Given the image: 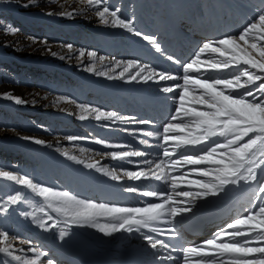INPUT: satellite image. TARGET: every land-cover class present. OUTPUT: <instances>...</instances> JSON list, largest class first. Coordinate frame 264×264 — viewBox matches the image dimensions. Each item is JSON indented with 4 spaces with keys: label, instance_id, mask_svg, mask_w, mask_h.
Instances as JSON below:
<instances>
[{
    "label": "snow or ice",
    "instance_id": "obj_1",
    "mask_svg": "<svg viewBox=\"0 0 264 264\" xmlns=\"http://www.w3.org/2000/svg\"><path fill=\"white\" fill-rule=\"evenodd\" d=\"M82 2L85 8L62 11L59 15L71 17L94 8L102 24L132 32L151 44L157 52H163L157 38L137 31L133 20L122 17L119 8H110L105 0ZM7 31L14 33L16 30L10 27ZM67 47L71 49L72 45ZM79 55L93 60L87 71L109 79L144 83L182 81L160 89L163 93H176L174 112L162 131L125 129L130 135L147 136L158 141L156 145H151L148 139H140L139 143L162 148L159 154L149 159L151 154L144 151L118 150L126 145L106 143L99 138L94 141L112 149L102 155L134 164L138 170L106 169L93 157L85 159L70 155L67 151L62 153L66 158L101 172L114 181H156L166 188L163 191L142 190L138 186H130L125 191L157 202H146L143 206H121L46 186L27 174L0 170V179L17 183L43 201L39 207L34 206L33 210L21 215L31 218L42 230L59 229L61 239L68 236L74 227H90L108 237L149 229L157 235L142 233L143 240L152 249H163L169 253L157 257L161 264L165 261L175 264L176 260L180 264H264V179L260 178V174L264 173V12L243 27L238 35L205 41L185 63L181 64L173 56H168L169 61L181 65L180 74L158 71L139 60L112 58L111 70L115 75H111L106 71H97L95 67V61L103 62L104 56L96 51H81ZM117 69L120 71L117 72ZM223 72L228 73L227 77L210 75ZM5 96L18 104L25 103L20 97ZM78 107L89 116L94 115L97 121H129L138 125L153 123L91 105L80 104ZM89 116L81 115L80 119L85 120ZM23 139L40 145L46 143L43 139L28 136ZM82 139L67 137L72 143ZM241 184L256 185L254 199L243 214L218 227L211 238L199 243L179 249L170 243L180 238L176 228L178 220L193 215L201 203L226 197ZM23 200L20 192L9 195L0 201V213H6L10 206L18 205ZM157 224L168 227H155ZM164 236L168 239L158 238ZM21 243L28 245L30 256L17 255V251L25 252V249H16L9 233L0 230V254L18 264H43L44 260L46 264H56L54 259L48 258L46 250H41L32 241L24 240ZM172 252H179V255L174 257ZM0 264H10V261H0Z\"/></svg>",
    "mask_w": 264,
    "mask_h": 264
},
{
    "label": "rangeland",
    "instance_id": "obj_2",
    "mask_svg": "<svg viewBox=\"0 0 264 264\" xmlns=\"http://www.w3.org/2000/svg\"><path fill=\"white\" fill-rule=\"evenodd\" d=\"M130 1H133L131 5L134 8V4L140 1L142 5L146 0H124L123 9L127 11L126 14L130 8ZM202 1L200 0V2ZM229 1L232 10H235L242 2H245L246 6L248 5L247 0ZM80 2L81 0H0V170H12L20 175L27 174L46 186H52L58 190H71L85 198L83 181L80 182L83 188L79 183L83 177L78 176L68 165L46 155L49 152L65 160L66 157L62 153L67 151L70 155L75 154L79 158H84L77 151V146L87 148L92 145L91 137L79 134L84 130L81 126L85 120L80 119L81 115H85L84 112L71 113L70 115L61 103L58 106L57 103L66 99L74 101L76 104L86 105L83 100L81 101L80 97L82 98V96L79 94L87 89L86 86L90 81L125 83V80L116 78L112 80L107 76L87 71L86 68L93 64V60L89 57L78 60L81 51H96L99 55H104L105 50H103L102 46L104 45L101 43V39L103 37L111 38L109 34L121 30V28L99 24L94 14L96 10L94 8H88L89 10L93 9L88 12V15L82 14V12L71 17L59 15L62 11L80 9ZM220 3H222L221 0L215 1L216 9ZM83 5L85 8L86 5ZM110 7L112 9L119 8L120 14L125 13L112 1ZM49 13L52 14L49 15ZM126 14L122 17H125ZM142 16L145 17L144 14ZM10 27L16 31L8 32L7 29ZM124 32L115 33L114 38ZM200 40L196 41L201 43ZM67 45H72V48H75L77 52L75 56ZM100 48L103 50L102 53ZM53 52L56 53L55 56L52 55ZM99 63V60L95 61V67L99 68H96L97 71H101L100 67L105 66ZM108 63L106 64L107 68H109ZM106 72L115 75L109 70ZM5 94L20 97L25 103L18 104L15 100L8 99ZM36 96L40 99L33 98ZM99 98L101 96L92 99L89 103L98 102ZM113 99L115 98L112 96L110 102L104 101V104L119 109L126 97L120 99L117 97L116 104L111 103ZM77 119H79L78 122ZM89 119H95V117H89ZM102 121L105 120L97 122L102 123ZM97 125L100 126V124ZM62 134H65V137H61ZM25 136L43 139L46 143L36 144L31 140H24ZM68 136L84 139L72 143L67 140ZM73 164L75 166L82 165L74 161ZM61 169H67L69 173L63 175ZM17 192L22 194L24 200L30 198L33 201L41 200L43 203L42 199L35 196L30 190L13 181L0 179V201ZM95 196L99 197L97 194ZM86 198L93 200L89 196ZM109 202L121 206L139 205L135 200H132L131 204L119 200H110ZM21 204L12 205L6 213H0V230L9 233L11 242L16 249H25V252L17 251V255H31L27 252L28 245L21 243V241L30 240L41 250H46L49 253L48 258L55 259L52 255L53 248L37 234L35 227L26 223L24 216L20 214ZM77 228L87 231L90 237L98 240L111 239L90 227ZM17 239L18 241L15 242ZM4 260H9L10 264H18L9 257L0 254V261ZM43 264H46V260L43 261Z\"/></svg>",
    "mask_w": 264,
    "mask_h": 264
},
{
    "label": "bare ground",
    "instance_id": "obj_3",
    "mask_svg": "<svg viewBox=\"0 0 264 264\" xmlns=\"http://www.w3.org/2000/svg\"><path fill=\"white\" fill-rule=\"evenodd\" d=\"M111 1L114 2L115 5H118V7H121L123 11H125V13L123 14L121 13V15L126 14L127 11L123 9L125 4L123 3L124 0H107L105 3L110 7ZM131 2L133 1H130V8L127 15L130 16L129 19L133 20L136 30L146 35H154L157 38L158 42L160 43L163 52H157L155 48L147 41L143 40L142 37H138L134 35L132 32L125 30V32L122 35L116 37L115 41H118V44L113 45V47L117 49L119 46L122 45V43H129L130 53L127 54L124 52V54H117L114 58L116 60H124V61H127L129 59L139 60L143 64L150 65L156 70L161 72H166L168 74H180L182 72L181 65L176 64L173 61H169L167 59L168 56H173L176 60H179L181 64L185 63L194 55L198 47L202 45V43H204L205 41L210 39L211 40L220 39L226 35H238L239 32L241 31L238 29V27L236 28V31L224 30L221 21L214 17V13H212L210 8H206L205 12L203 10L197 11L193 8L194 4L192 5V2H195V0H167V9L158 8L155 11H151V12L146 11L143 8L139 9L138 11H135L132 8ZM83 4L84 3L81 0L80 9L84 8ZM135 5L136 4H134V6ZM205 7H209V6L207 5ZM91 10L87 9V11H83L82 14L88 15V12ZM142 14H144L145 16L152 15L154 19H152L151 21L149 17H143ZM191 14H195V16L193 17ZM192 19H196L199 24L201 23L203 25V29L198 30L197 31L198 33L205 34L208 32L207 30L209 29L210 32L212 33V37L210 39L207 38L203 39L201 43L196 41L198 39L199 40L201 39V35H198V39L194 38L189 33L190 32L189 27L188 29H186V25L190 23ZM96 20L98 21L99 24H102L97 16H96ZM204 20H211V21L204 23ZM176 35L181 37V43L179 44L175 41ZM180 45L185 48L184 49L181 48ZM70 50L74 56L77 54L75 48H71ZM100 56H104V55L100 54ZM104 57L105 60L103 62L99 61L100 62L99 64L105 65L103 67H100V69L102 68L101 72H105L109 70L111 73H113L111 70L112 65L110 63L112 57L110 56L108 57L104 56ZM85 58L88 57L87 56L80 57V55H78V60ZM107 63L109 64V68L106 67ZM96 68L99 69L97 66ZM116 71L118 72L120 71V69H117ZM210 75L212 77L219 76L221 78H225L227 77L228 73L227 72H223L219 74L211 73ZM181 82L182 81H161L157 83L155 81H149L148 83H144L141 81H134V82L125 81V83H116V82L108 81L107 83H103L102 86L99 85V89H102L100 91L101 94L107 95L109 93L108 95L110 97L113 96V98H116L117 97L116 95H120V94L128 97L129 101H127V106L125 103H122V105L119 106V109H117L116 111L121 116L134 117L137 120H148L153 122L152 124L149 125H138L135 123H131L129 121H117L116 126L110 125V127L106 129H102V134L100 136V139L105 140L106 143L127 146L123 149H118V150H125V151L140 150L146 153H150L151 155L148 157L149 159L159 154L162 148L150 147L139 143L140 139H148L151 145H156L158 141H156L153 138L147 136H140V135H136L133 138H130L125 133H123L124 135L119 137L113 135L115 134V132L119 133L125 131L123 127H125L126 129L128 128L130 131L139 130V129H145L147 131H154V132L162 131L163 125L168 122V120L170 119L171 115L174 112L176 106L175 104L176 93H163L162 91H160V89L165 86H170L175 83H181ZM95 83L96 85H98L99 82L95 81ZM150 97L159 101L160 104H158L157 101H155L154 104L150 103L146 99ZM33 98L36 99L37 96ZM60 103L62 104V107L66 108V111L70 115L71 113L76 114L77 112L80 113L81 111L83 112V110H81L78 107V105L80 104L78 103L76 104L74 103V101H67L66 99H63L62 101H59L57 103V106ZM157 105L165 108L168 111V113L166 114L163 112H159L158 111L159 108ZM91 106L96 107L95 104ZM100 109L104 111H113V110H106L104 108H100ZM158 113L162 114V116L159 117L160 119L158 118ZM84 114L86 116H89V114L86 112H84ZM89 117L94 118V115H91ZM89 134L90 133H88V135ZM61 137H65V134H62ZM96 139L97 138L91 139L92 145L90 147L86 148L83 146H77L76 149L77 151H79V154H81V157L82 156L84 158L93 157L94 159L99 160L100 163L106 169L115 168L117 171H120L121 169L138 170L135 168L134 164H128L127 162L124 161H115L102 155L103 153L109 152L112 149L106 148L104 145L95 143L94 141ZM125 141L128 142L130 147L125 143ZM81 149H83L84 151H81ZM48 153L49 152L46 153L48 157L50 156L58 160L59 162L68 165L71 168V170H73L74 172L79 173L81 175H86L88 177H94L95 182L92 184V187L94 189H91V187H86V191H85L86 194L94 196V199L96 198L95 196L96 194L99 195V197H101V195L104 196L110 195L112 198L117 199L120 202H124V203L126 202L127 204H129L130 202L131 204L132 200H135L139 203L138 206H143L146 202H157V201H154L152 200V198L149 197L138 196L134 193L127 192L125 191V189L130 186H138L142 190L155 189V190L163 191L166 188V186L159 184L156 181L141 183V182L125 179L121 182H117L94 169H88L81 164H80L81 166L78 165L75 166L73 164V161L70 159L66 158L65 160H62L61 157ZM133 159L135 160L138 158H133ZM260 178L264 179V173L260 174ZM255 187L251 188L250 185L241 184L239 187H234L233 190L226 197L215 201L214 204L217 209H220L221 207H224L227 203H229V201L233 200L235 197H238L239 195L244 193V191L245 192L247 191V193L243 197L244 198L243 203L245 205L240 203L239 207L235 212L234 218H237L239 215L243 214L245 210L250 206L252 200L254 199ZM117 200H112V201H117ZM207 203H201L198 210L204 207V205H206ZM42 204L43 203L41 202V200L33 201L30 198H26L20 205V214L25 211H31L33 210L34 206L39 207ZM198 210L193 215L178 220L176 224V228L180 233V238L173 239L170 241V243L177 249H179L181 246L199 243L204 239L211 238L213 233L219 227V225L215 227L213 229V232H211V234L209 232V236L207 235V233L206 235H203L200 238H194L191 234L189 235V232L192 229H194L191 225L193 223H196L195 222L197 218L196 213L198 212ZM25 220L27 224L31 225L32 227H35L37 234L43 235L42 237L46 238L45 240L47 241V244L54 249L52 255L53 257H55L54 260L56 264H104L102 261V257L103 256L108 257L109 255L112 256L114 254L128 259L129 264H161V262L157 259V257L161 255L166 256L169 254L167 250L152 249L147 244V242L143 240L142 233H149L154 236L157 235L155 232H150L149 229L142 228L140 232H133V233H127V232L117 233L113 237H110L111 239L109 240L104 241L103 239L101 240L99 239L95 243L92 240L93 237H90L87 231H83V230L81 231L77 227L72 228L69 232V235L61 239L59 237V231H60L59 229H54L52 231H45L37 227L36 224L32 222L31 218H25ZM226 223H229V220H227L223 225H225ZM155 227L165 228L168 226L164 224H157L155 225ZM158 238H162L165 240L168 239L166 236L158 237ZM17 241L18 239L15 240V242ZM171 255L176 257L179 255V252H172ZM164 264H173V261H165ZM175 264H180L179 260H176Z\"/></svg>",
    "mask_w": 264,
    "mask_h": 264
}]
</instances>
